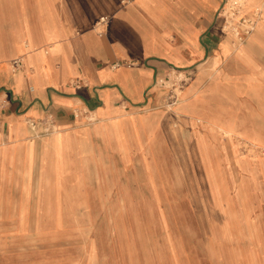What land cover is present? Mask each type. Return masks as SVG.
<instances>
[{"label": "crops", "instance_id": "0c3cea01", "mask_svg": "<svg viewBox=\"0 0 264 264\" xmlns=\"http://www.w3.org/2000/svg\"><path fill=\"white\" fill-rule=\"evenodd\" d=\"M222 3L0 0V98L8 100L0 109V218L24 223L25 212H39L30 196L58 198L54 204L65 197H84L86 204L111 198L118 210L122 196H135L137 161L150 170L160 141L161 79L204 65L225 76L221 63L235 39L222 30ZM101 17L108 18L103 36L93 30ZM262 31L238 49L240 56ZM14 59L21 61L15 70ZM202 91L180 93L176 109L193 132L204 123L233 135L229 112L202 105L196 98ZM75 109L88 116H74ZM46 114L56 132L29 127L28 119ZM197 140L201 150L205 143Z\"/></svg>", "mask_w": 264, "mask_h": 264}, {"label": "rangeland", "instance_id": "374dc122", "mask_svg": "<svg viewBox=\"0 0 264 264\" xmlns=\"http://www.w3.org/2000/svg\"><path fill=\"white\" fill-rule=\"evenodd\" d=\"M254 7L262 20L232 42L223 78L204 65L161 79L160 141L150 170L137 161L135 196H122L119 210L111 198L30 196L39 212L24 223L0 218V264H264V31L238 50L264 27V0H248L246 11ZM192 87L203 89L202 105L229 112L233 135L204 123L193 132L176 109Z\"/></svg>", "mask_w": 264, "mask_h": 264}, {"label": "built area", "instance_id": "2783aa9c", "mask_svg": "<svg viewBox=\"0 0 264 264\" xmlns=\"http://www.w3.org/2000/svg\"><path fill=\"white\" fill-rule=\"evenodd\" d=\"M248 0H223L220 15L223 18L222 30L230 34L237 42L242 43L243 40L250 35L256 28L257 24L262 20L263 10L261 7H254L253 10L245 13ZM108 24L107 17H101L96 22L94 29L95 32L102 36L105 33ZM12 68L18 69L21 67L20 59H14L11 62ZM118 63H114L112 68L118 67ZM8 100L0 98V109L7 105ZM74 116L83 117L88 116L87 111H80L75 109L73 111ZM27 123L32 130L36 129L37 124L42 125V135H48L56 132L54 125V119L51 114H46L41 120L35 121L28 119Z\"/></svg>", "mask_w": 264, "mask_h": 264}]
</instances>
